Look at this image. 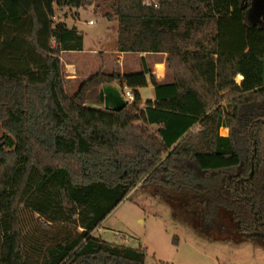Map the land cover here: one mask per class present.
I'll return each instance as SVG.
<instances>
[{
    "label": "trees",
    "instance_id": "1",
    "mask_svg": "<svg viewBox=\"0 0 264 264\" xmlns=\"http://www.w3.org/2000/svg\"><path fill=\"white\" fill-rule=\"evenodd\" d=\"M93 1L117 18L118 51L168 53L169 82L147 67L99 70L67 92L60 56L84 35L54 20L55 5ZM252 3L0 0V264H146L143 247L92 234L137 187L201 236L264 246V22L249 21ZM113 81L135 101L88 100Z\"/></svg>",
    "mask_w": 264,
    "mask_h": 264
},
{
    "label": "rangeland",
    "instance_id": "2",
    "mask_svg": "<svg viewBox=\"0 0 264 264\" xmlns=\"http://www.w3.org/2000/svg\"><path fill=\"white\" fill-rule=\"evenodd\" d=\"M145 1L147 3L157 2V0ZM83 7L90 9L86 20L91 18L95 22V25L91 26L82 24V27L88 31L96 32L102 29V18L107 20L106 39L100 53L104 54L107 50H114L115 54H118L117 18L105 17L106 7L98 1H93ZM63 10L62 6H56L54 17L56 22L63 15L68 14ZM248 19L251 22H261L264 19V0H253ZM201 35L202 33L199 32L196 37ZM101 43H103L102 40L97 41L92 40L90 36L87 37V50L84 58L88 61L86 64L89 71L98 68L102 63L100 57L93 55L90 51L92 47L101 45ZM69 56L65 54L64 58L71 59L72 57ZM120 70L121 68L114 69L113 72H120ZM64 74L66 76L65 70ZM167 78L171 79L168 70ZM237 80L240 82V79ZM113 82L119 83V81ZM65 84L69 94L75 93L78 88V83L70 85L66 80ZM102 87L103 85L89 92L88 100H92ZM152 128L156 129V127ZM96 236L122 246L143 247L147 251L146 264H264V246L250 240L209 239L201 236L190 225L176 217L168 203L139 187L135 188L114 208ZM175 237L177 242L174 241Z\"/></svg>",
    "mask_w": 264,
    "mask_h": 264
},
{
    "label": "crops",
    "instance_id": "3",
    "mask_svg": "<svg viewBox=\"0 0 264 264\" xmlns=\"http://www.w3.org/2000/svg\"><path fill=\"white\" fill-rule=\"evenodd\" d=\"M55 5V11H56ZM61 7V6H58ZM64 10V13H68L67 15H63L61 19H59L57 22H65L69 27H77L79 31H81L84 35V49L81 51H63L61 53V60L62 64L64 66V70L66 72V80L70 85H73L74 83H78V88L80 84L90 77L91 75L95 74L99 70L103 69L104 71H109L107 73H112L114 69L121 68L120 72L121 74H124L126 72H137L144 68H150L152 69V72L156 75V77L160 80L162 83L169 82L170 80L167 78V65H166V59L168 53H146V52H120L118 54H115L116 52L114 50H107L104 54H101L102 46L104 45V41L106 39V23L107 20L102 18V26L100 30L96 32L88 31L85 27H82V24L91 26L95 25V22L93 19L88 18L86 20V15L90 12V9H85L84 7H62ZM90 36L92 40H102L103 43L98 44L96 47H92L90 51L93 52V55H97L100 57L102 63H100L99 67L96 69H92L89 71V68H87L88 61L85 60V54L87 50V37ZM100 43V42H99ZM68 54L72 58L66 59L64 58V55ZM69 56V57H70ZM240 79V82L237 80ZM243 77L242 75H238L236 77L237 83H241ZM105 85V84H104ZM103 85V86H104ZM110 86H116L121 89L122 85L120 83L111 82L109 83ZM77 88V89H78ZM141 95L142 102H146L147 100H155L156 94H155V88L149 82V84L146 87H140L137 89ZM77 91V90H76ZM75 91V92H76ZM91 101V100H90ZM152 127H156L157 125H153ZM225 131V132H223ZM220 133L222 135H228L229 128L228 127H221ZM107 218V217H106ZM106 220V219H105ZM104 220V221H105ZM104 221L101 223L100 226H98L92 234L96 236L97 233L100 232L101 226L104 223Z\"/></svg>",
    "mask_w": 264,
    "mask_h": 264
},
{
    "label": "water",
    "instance_id": "4",
    "mask_svg": "<svg viewBox=\"0 0 264 264\" xmlns=\"http://www.w3.org/2000/svg\"><path fill=\"white\" fill-rule=\"evenodd\" d=\"M98 97L93 104L104 107L105 109L120 111L129 105L128 100L125 99L119 87L110 86L105 84L99 93ZM162 158L161 160H163ZM145 178H142L143 181Z\"/></svg>",
    "mask_w": 264,
    "mask_h": 264
},
{
    "label": "built area",
    "instance_id": "5",
    "mask_svg": "<svg viewBox=\"0 0 264 264\" xmlns=\"http://www.w3.org/2000/svg\"><path fill=\"white\" fill-rule=\"evenodd\" d=\"M121 91H122V94L124 95L125 99L128 100L129 104H131L135 101V94H134V91L132 88L128 87L127 85H122Z\"/></svg>",
    "mask_w": 264,
    "mask_h": 264
},
{
    "label": "flooded vegetation",
    "instance_id": "6",
    "mask_svg": "<svg viewBox=\"0 0 264 264\" xmlns=\"http://www.w3.org/2000/svg\"><path fill=\"white\" fill-rule=\"evenodd\" d=\"M262 22H264V19L262 20Z\"/></svg>",
    "mask_w": 264,
    "mask_h": 264
}]
</instances>
